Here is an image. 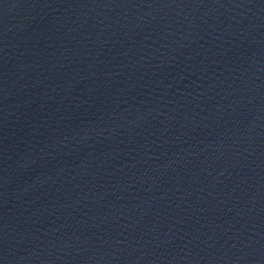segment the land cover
Here are the masks:
<instances>
[{
  "label": "water",
  "instance_id": "obj_1",
  "mask_svg": "<svg viewBox=\"0 0 264 264\" xmlns=\"http://www.w3.org/2000/svg\"><path fill=\"white\" fill-rule=\"evenodd\" d=\"M0 264H264V0H0Z\"/></svg>",
  "mask_w": 264,
  "mask_h": 264
}]
</instances>
